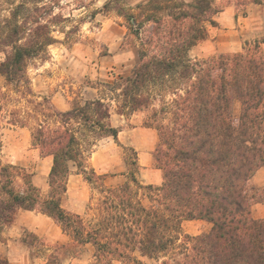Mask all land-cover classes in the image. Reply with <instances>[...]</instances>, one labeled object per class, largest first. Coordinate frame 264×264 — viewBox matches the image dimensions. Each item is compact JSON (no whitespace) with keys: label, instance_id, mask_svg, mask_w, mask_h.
<instances>
[{"label":"trees","instance_id":"16d2710c","mask_svg":"<svg viewBox=\"0 0 264 264\" xmlns=\"http://www.w3.org/2000/svg\"><path fill=\"white\" fill-rule=\"evenodd\" d=\"M21 2L0 34V75L16 101L9 122L30 125L31 142L41 157H50L48 190L43 194L23 172L0 159V238L19 209L51 218L79 250L91 247V264L125 260L144 264H264V218L251 216L249 185L264 166V38L245 41L241 50L193 58L191 49L206 38L224 7L214 0H105L100 10L115 11L127 22L137 43L138 61L131 73L100 82L97 96L59 110L48 97L38 99L28 64L45 58L56 41L53 25L58 0ZM264 0H226L246 12ZM44 14L50 20L42 23ZM238 101L239 111L233 112ZM1 102V104H2ZM120 115L143 113L145 126L157 131L153 161L162 172L159 185L137 178V151L125 150L127 180L107 187L90 216L62 206L69 176L77 171L92 183L102 180L88 165L103 138L117 140ZM23 178L21 189L15 178ZM89 209H92L89 207ZM184 220H205L210 228L184 233ZM0 264H9L0 255Z\"/></svg>","mask_w":264,"mask_h":264},{"label":"rangeland","instance_id":"374dc122","mask_svg":"<svg viewBox=\"0 0 264 264\" xmlns=\"http://www.w3.org/2000/svg\"><path fill=\"white\" fill-rule=\"evenodd\" d=\"M33 0H0V34L8 30L6 20L10 12L21 2L33 5ZM43 0L40 4L48 3ZM144 0H125L126 5L135 6ZM224 7L216 16L217 25L209 27L205 39L195 45L190 55L193 58H207L219 53H232L241 50L245 41L264 38V1L250 4L246 12L238 10L226 0H214ZM105 0H58L54 13L58 20L51 28L56 41L47 48L45 58H35L28 64V75L34 94L38 99L48 97L55 108L66 110L76 103L97 96L98 83L112 82L128 76L138 61L137 43L129 35L127 22L115 11H102ZM50 20L48 14L41 22ZM264 52V44H262ZM4 52H0V61ZM17 94L5 83L0 75L1 93ZM0 99V159L3 164H13L29 173L30 179L43 194L48 190L50 157H41L31 142L30 125L13 124L10 110L20 105L14 100L4 105ZM239 103L234 102L233 112L238 114ZM146 116L143 113L120 115L112 111L111 122L119 127L117 140L112 137L97 142L89 158L88 165L103 175L102 180L89 183L82 174L73 171L69 176L67 191L62 197V206L85 216L92 215L100 197V183L112 187L125 182L128 174L125 150L129 156L137 151L139 169L138 180L146 185H159L162 172L153 161L152 149L140 148L134 140L144 139L145 145L157 137V131L145 129ZM139 147V148H138ZM138 148V149H136ZM149 150V152H148ZM149 155L148 160L143 153ZM262 176L250 178L249 185L251 216L264 218V166ZM261 168V167H260ZM258 170V169H257ZM15 188L21 189L23 178H15ZM91 207L92 209H89ZM184 233L200 234L210 228L205 220H184ZM91 247H75L69 237L48 216L34 210L17 211L13 223L7 226L0 238V255L9 264H91ZM144 264H159L155 260L143 259ZM112 264H130L125 260H113Z\"/></svg>","mask_w":264,"mask_h":264},{"label":"crops","instance_id":"0c3cea01","mask_svg":"<svg viewBox=\"0 0 264 264\" xmlns=\"http://www.w3.org/2000/svg\"><path fill=\"white\" fill-rule=\"evenodd\" d=\"M145 129H148V130H152V128H149V127H146ZM154 130V129H153ZM152 130V131H153ZM120 132V131H119ZM119 134V133H118ZM156 139H158V137H156V134H155V138H153V140H151V142H150V144L149 145H145V141H144V139H140V140H134V141H131L130 143L133 145V143H135L136 142V144H137V146H139L140 148H144V147H147L148 149H152V147H153V145L155 144V142H156ZM138 147V148H139ZM138 148H136V149H138ZM135 150V149H134ZM136 151V150H135ZM148 152H149V150H148ZM138 154V153H137ZM143 158L145 159V160H148V158H149V155L147 154V153H143ZM263 167H261V168H259L256 172H255V174L253 175V179L254 178H256L257 176H262V172H260V171H262L261 169H262ZM23 210V209H22ZM24 211H27V212H33L32 210H24ZM203 221V220H202ZM62 231V230H61ZM63 233V232H62ZM64 234V233H63ZM65 235V234H64Z\"/></svg>","mask_w":264,"mask_h":264}]
</instances>
